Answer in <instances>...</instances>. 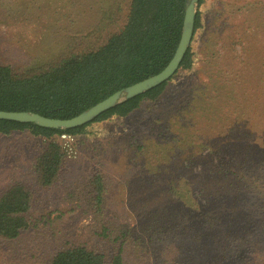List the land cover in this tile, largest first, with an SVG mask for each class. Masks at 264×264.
<instances>
[{"label": "rangeland", "instance_id": "1", "mask_svg": "<svg viewBox=\"0 0 264 264\" xmlns=\"http://www.w3.org/2000/svg\"><path fill=\"white\" fill-rule=\"evenodd\" d=\"M203 1L197 4L202 26L190 45L192 68L179 69L157 102L144 101L127 117L112 116L80 135L59 137L68 162L54 186L41 187L32 171L40 138L28 131L0 134V194L14 183L33 194L28 228L14 241L0 239V264H45L64 246L111 257L121 248L123 264H264V252L240 259L225 244L244 227L255 234L252 226L226 220L208 228L180 212L187 202L179 196L182 185L212 182L206 160L193 164L201 150L192 143L198 135L210 139L213 149L222 134L226 138L235 110L252 118L247 141L263 135L255 124L264 120V0ZM115 4L0 0V64L24 74L92 46L95 36L97 42L106 39L111 23L93 33ZM125 8L124 0L122 14ZM210 150L202 151L209 156ZM235 151L227 147L224 160L235 158ZM97 168L106 188L100 213L90 194ZM169 184L174 188L165 192ZM103 228L108 237H102Z\"/></svg>", "mask_w": 264, "mask_h": 264}, {"label": "trees", "instance_id": "2", "mask_svg": "<svg viewBox=\"0 0 264 264\" xmlns=\"http://www.w3.org/2000/svg\"><path fill=\"white\" fill-rule=\"evenodd\" d=\"M125 1V13L122 14L124 0H116L113 15L102 20L93 33L100 35L111 23L113 33L106 39L97 42L95 36L92 46L88 43L56 62L24 74L14 73L10 67L0 64V110L35 112L49 118L70 119L113 93L160 73L171 61L180 42L187 0ZM203 2L198 0L199 5ZM201 26L198 12L194 34ZM192 64L190 48L180 69L190 70ZM168 82L118 104L81 127L57 130L0 120V134L28 131L40 138L32 171L41 187L50 188L58 183L68 162L59 137L80 135L88 125L112 116L127 117L144 101L157 102ZM231 114L234 119L227 125L228 140L222 134L213 149L210 147L212 141L205 136L198 135L196 142H192L201 148L194 155L197 161L193 164L199 165L206 160L212 182L203 181L197 186L182 185L183 195L180 192L179 196L187 202L179 205L180 212L192 215L197 224L208 228L226 220L234 226H252L255 234L244 227L239 237L227 236L225 244L233 250L235 257L257 258L261 257L259 252H264V120H259L262 124H255L258 125L257 131L263 129V135L247 141L245 135L250 134L253 128L251 123L247 127V122L252 119L250 114L249 117L248 114L239 115L236 110ZM238 139L243 140L242 147H239ZM225 147L236 150L235 158L229 155L227 161L224 160ZM207 148L211 149L209 156L202 151ZM90 183L92 206L100 213L106 188L99 168L94 171ZM173 188L169 184L164 191ZM186 192L189 196H185ZM32 197V190L24 183H14L0 194V239L14 241L28 228ZM107 233V229L103 228L102 237H108ZM258 244L259 247L252 251ZM122 252L118 248L111 257L83 246H64L45 264H123Z\"/></svg>", "mask_w": 264, "mask_h": 264}, {"label": "water", "instance_id": "3", "mask_svg": "<svg viewBox=\"0 0 264 264\" xmlns=\"http://www.w3.org/2000/svg\"><path fill=\"white\" fill-rule=\"evenodd\" d=\"M197 4L198 0H187L180 42L171 61L160 73L113 93L103 101L70 119L49 118L35 112L0 110V120L23 124L31 123L48 129H74L91 123L95 118L124 101L143 95L168 82L180 69V65L193 41Z\"/></svg>", "mask_w": 264, "mask_h": 264}, {"label": "built area", "instance_id": "4", "mask_svg": "<svg viewBox=\"0 0 264 264\" xmlns=\"http://www.w3.org/2000/svg\"><path fill=\"white\" fill-rule=\"evenodd\" d=\"M66 136H67V135H62V138H64V139H65V138H67ZM69 137H70V136H69Z\"/></svg>", "mask_w": 264, "mask_h": 264}]
</instances>
